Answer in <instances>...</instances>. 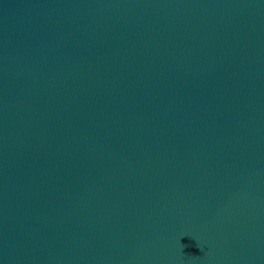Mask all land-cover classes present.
Masks as SVG:
<instances>
[{"label":"water","instance_id":"95a60500","mask_svg":"<svg viewBox=\"0 0 264 264\" xmlns=\"http://www.w3.org/2000/svg\"><path fill=\"white\" fill-rule=\"evenodd\" d=\"M0 264H264V0H0Z\"/></svg>","mask_w":264,"mask_h":264}]
</instances>
